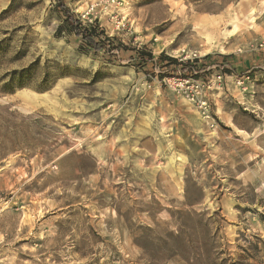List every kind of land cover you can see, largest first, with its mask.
<instances>
[{
    "label": "rangeland",
    "instance_id": "rangeland-1",
    "mask_svg": "<svg viewBox=\"0 0 264 264\" xmlns=\"http://www.w3.org/2000/svg\"><path fill=\"white\" fill-rule=\"evenodd\" d=\"M61 2L112 44L0 0V264H264V0Z\"/></svg>",
    "mask_w": 264,
    "mask_h": 264
},
{
    "label": "trees",
    "instance_id": "trees-1",
    "mask_svg": "<svg viewBox=\"0 0 264 264\" xmlns=\"http://www.w3.org/2000/svg\"><path fill=\"white\" fill-rule=\"evenodd\" d=\"M59 6L64 13V18L59 27V32L64 29L68 33L75 34L81 38L85 45L93 48L97 52L106 47L104 41L109 43L112 42V39L106 35L105 30L100 27L97 22L84 23L81 19H76V16L70 9L62 4L61 0H59ZM170 61L175 62L174 59H170Z\"/></svg>",
    "mask_w": 264,
    "mask_h": 264
},
{
    "label": "built area",
    "instance_id": "built-area-1",
    "mask_svg": "<svg viewBox=\"0 0 264 264\" xmlns=\"http://www.w3.org/2000/svg\"><path fill=\"white\" fill-rule=\"evenodd\" d=\"M183 59H179V61H182ZM208 112V107H204V113L206 114Z\"/></svg>",
    "mask_w": 264,
    "mask_h": 264
}]
</instances>
